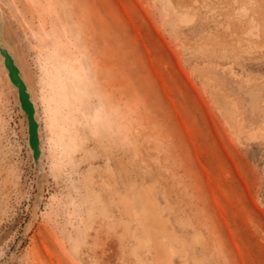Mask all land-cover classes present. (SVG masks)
I'll return each instance as SVG.
<instances>
[{
  "label": "rangeland",
  "instance_id": "1",
  "mask_svg": "<svg viewBox=\"0 0 264 264\" xmlns=\"http://www.w3.org/2000/svg\"><path fill=\"white\" fill-rule=\"evenodd\" d=\"M0 13L42 151L0 61V264H264V0Z\"/></svg>",
  "mask_w": 264,
  "mask_h": 264
},
{
  "label": "water",
  "instance_id": "2",
  "mask_svg": "<svg viewBox=\"0 0 264 264\" xmlns=\"http://www.w3.org/2000/svg\"><path fill=\"white\" fill-rule=\"evenodd\" d=\"M3 19L0 13V61L3 67L6 79L11 90L15 93L18 111L21 120L26 127V145L29 151L32 164L36 171L37 182H41L42 160L40 148V124L36 118V105L32 101V95L23 81L22 72L15 59L13 51L4 42L3 39ZM23 235L20 236L18 242Z\"/></svg>",
  "mask_w": 264,
  "mask_h": 264
},
{
  "label": "bare ground",
  "instance_id": "3",
  "mask_svg": "<svg viewBox=\"0 0 264 264\" xmlns=\"http://www.w3.org/2000/svg\"><path fill=\"white\" fill-rule=\"evenodd\" d=\"M83 86H85L84 82H82L80 84L79 88L81 89V88H83ZM65 92H66L67 97H70V95L74 94V84H73L72 80H66L65 81Z\"/></svg>",
  "mask_w": 264,
  "mask_h": 264
}]
</instances>
